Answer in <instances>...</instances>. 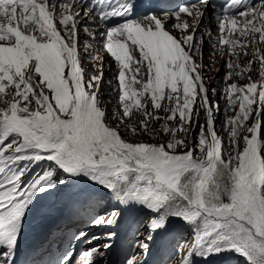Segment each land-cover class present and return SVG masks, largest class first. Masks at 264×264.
<instances>
[{
	"label": "snow or ice",
	"instance_id": "obj_1",
	"mask_svg": "<svg viewBox=\"0 0 264 264\" xmlns=\"http://www.w3.org/2000/svg\"><path fill=\"white\" fill-rule=\"evenodd\" d=\"M199 3L208 9L209 0ZM138 7L137 0H0V264H15L29 216L43 219L44 201L59 198L80 179L110 194L122 209L148 213L147 236L133 244L140 258L129 256L125 264H144L153 234L169 218L190 229V238L177 247L178 264L228 254L244 264H264V0H227L219 15L213 10L220 33L215 47L226 48L224 80H244L247 73L242 86L231 82L221 89L234 113L222 124L230 151L216 130L219 104L209 99L196 60L204 11L188 4L171 12ZM185 16L196 22L190 25ZM82 21L86 36L95 39L98 32L114 62L109 84L119 105L112 115L116 124L101 106L103 57H95L99 75L81 66ZM169 27L191 34L178 37ZM249 36L252 59L241 67ZM157 110L170 113L159 129L153 127L161 119ZM177 117L178 126L167 123ZM129 133L167 139L140 142ZM74 195L87 212L98 203L92 191ZM120 215L113 208L90 223L112 226ZM85 235L73 233L71 240ZM115 237L107 232L103 251L98 245L74 257L70 246L58 264H96Z\"/></svg>",
	"mask_w": 264,
	"mask_h": 264
},
{
	"label": "rangeland",
	"instance_id": "obj_2",
	"mask_svg": "<svg viewBox=\"0 0 264 264\" xmlns=\"http://www.w3.org/2000/svg\"><path fill=\"white\" fill-rule=\"evenodd\" d=\"M86 23V21H82L81 24L83 25ZM191 25V24H190ZM83 30V29H82ZM170 30L172 34L176 33L175 35L180 37L183 35V33L179 32L178 30H174L170 27ZM197 29V33H198ZM205 38V37H204ZM88 40V45L84 44L85 40ZM241 40L244 41L243 37H240ZM97 37L95 39H92L90 37H87L84 31L82 34H80V45H79V53L81 58V66L88 72L92 74L99 75L101 71V60L97 59L95 57H103V70L106 72L104 73L102 86H101V99L104 101V103L101 105L107 110V116L110 123L116 124L118 121L112 120L113 111L119 108L118 103H116L117 97L112 93L111 89L112 86L109 84V81L113 79V75L115 74L114 71H110L109 65L113 64L114 62L110 59L108 55H105V53L102 50V47ZM251 39H247V42L249 43V47L247 48V55H241L239 57V62L241 64V67H245L247 65V62L252 59V52L253 47L250 43ZM206 43V41H203ZM261 47H264V45H261ZM87 48V51L85 50ZM215 48V47H214ZM209 49V46L202 45L200 46V51L197 53L196 60L198 63L202 64V74L205 77L206 85L209 88L210 92V100L214 101L219 104L220 112L217 115L216 120V130L217 133L223 137L224 143H225V150L230 151V147L227 146V132L223 130L222 124L223 120L226 116H231L234 113L230 109H226L225 107V98L223 96V93L221 92V89L226 87L227 83L231 82H237L241 86L247 82V73H245V79L239 80V81H225L224 76L227 72V69L224 67V51H221L219 53H211L207 52ZM216 50V49H214ZM88 57H94L93 59H89ZM229 59L235 61L236 57H229ZM99 67V68H98ZM256 72L254 73L253 78L259 79V65L258 63L254 65ZM115 81H113V84ZM212 88H216V94L213 95L211 92ZM111 101V102H108ZM170 113H164L162 110H157L156 115L158 117H161V119L153 122V127L156 129L161 128V126L165 123V120L162 119L165 115H168ZM134 119H139V116L135 117ZM202 121L203 117H202ZM170 126H178L179 119L178 117L174 121H168L167 122ZM202 123V122H201ZM191 131V129H190ZM199 132V129H196V133ZM129 139H135L140 142H152V143H159L163 142L167 139L166 136L157 135L155 137H149L147 135H137L133 137L131 133H129L128 136ZM178 138H185V134L183 132L178 133ZM191 146V144H189ZM183 150V149H182ZM81 191H92L96 193L95 200L98 201V203H95L93 206L92 211L87 212L84 206H81L84 208V218L80 220V223H83L82 227H85V229L82 232H86L85 237L83 238L82 242L80 243V246L83 247V251H85L88 246L90 248L100 246L101 251H103V244H105L106 238L105 233L107 232H116L115 226H93L90 221L94 218L95 215H104L105 212L113 209L112 207L120 210V219L117 223L120 224L121 221V227L122 233L120 232V236L122 239V242H125L122 244V248L118 249L116 255L118 254L117 258H114L115 264H125L126 259L129 256L136 255L139 259V249L134 248L133 244L137 239H144V237L147 236L146 231V224L144 223L145 218L147 217L148 213L143 208H139L136 206H130L128 209H122L120 205L113 199V197L104 192L102 189L97 188L94 185H91L87 180L80 179L76 182H74L72 185H70L68 188L64 189L63 193L61 194L60 202L56 201L58 199L57 197L53 196L51 197V203L49 205L51 206L52 210L56 206V202L59 203L58 208L63 204L64 200L68 202L67 208L65 211H63L64 214L66 212L71 213L72 211L77 208V197L74 195L77 192ZM109 209V210H108ZM89 222V223H88ZM62 223H65V220H62ZM37 225V223H35ZM81 227V226H78ZM80 231L76 232L79 233ZM95 237V239H93ZM190 238V229H188L182 221L178 219H172L169 218L166 226L164 229L157 230L153 234L152 240L149 242V253L144 258V264H178V260L180 258L181 253L177 251V247L180 243ZM89 241H91L89 243ZM165 243L166 247L163 250L158 249V245ZM173 244L172 248L170 250L168 249V244ZM121 245V242H120ZM119 245V247H120ZM81 253V252H79ZM186 253V249H185ZM111 254V248L105 251L102 258L98 259L96 261V264H102L103 261H109ZM78 255V254H77ZM115 255V256H116ZM194 264H244L243 260H238V258L234 254H228L225 256H219V257H210L208 260H203L197 257L195 259Z\"/></svg>",
	"mask_w": 264,
	"mask_h": 264
},
{
	"label": "bare ground",
	"instance_id": "obj_3",
	"mask_svg": "<svg viewBox=\"0 0 264 264\" xmlns=\"http://www.w3.org/2000/svg\"><path fill=\"white\" fill-rule=\"evenodd\" d=\"M188 19H191L190 17L188 18ZM188 22H189V20H188ZM193 23V22H192ZM192 23H190L189 22V24H192ZM176 33H174V35H175ZM247 39H252V37L251 36H249ZM237 52H239V49H237ZM27 223V222H26ZM120 224H121V221H120ZM81 232V231H80ZM120 232L122 233V228H120ZM32 236H34V234H32ZM127 238V237H126ZM125 238V239H126ZM125 239H124V242H125ZM124 242H122V239H121V245H120V247H119V251H120V249L122 248L121 246H122V244H124ZM90 248V246H88V248L87 249H89ZM86 249V250H87ZM51 250V249H50ZM52 251V250H51ZM54 251H52V254L50 255L51 257H54ZM119 254V253H118ZM118 254L115 256V259L117 258V256H118Z\"/></svg>",
	"mask_w": 264,
	"mask_h": 264
},
{
	"label": "trees",
	"instance_id": "obj_4",
	"mask_svg": "<svg viewBox=\"0 0 264 264\" xmlns=\"http://www.w3.org/2000/svg\"><path fill=\"white\" fill-rule=\"evenodd\" d=\"M201 122L203 123L202 118H201ZM79 210H80V211H85L83 207H80ZM172 246H173V244H171V243L167 245V247H169V248H172ZM165 247H166V244H165V243H162V244L160 245V249H162V250H163Z\"/></svg>",
	"mask_w": 264,
	"mask_h": 264
},
{
	"label": "clouds",
	"instance_id": "obj_5",
	"mask_svg": "<svg viewBox=\"0 0 264 264\" xmlns=\"http://www.w3.org/2000/svg\"><path fill=\"white\" fill-rule=\"evenodd\" d=\"M158 246H159V247H158L159 251L162 250V249H160V244H159ZM168 249L170 250L169 247H168ZM82 250H83V249H82ZM82 250H81V252H82ZM77 254H79V253H77ZM77 254H76V255H77ZM237 258H238L239 261L242 260V259L239 258V257H237ZM102 264H108V262H107V261H103ZM113 264H115V263L113 262Z\"/></svg>",
	"mask_w": 264,
	"mask_h": 264
}]
</instances>
